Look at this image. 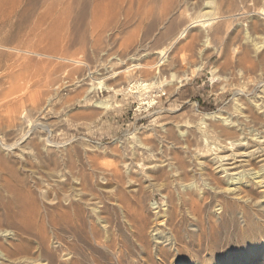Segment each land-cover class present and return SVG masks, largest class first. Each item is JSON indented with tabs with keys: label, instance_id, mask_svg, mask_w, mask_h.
<instances>
[{
	"label": "rangeland",
	"instance_id": "rangeland-1",
	"mask_svg": "<svg viewBox=\"0 0 264 264\" xmlns=\"http://www.w3.org/2000/svg\"><path fill=\"white\" fill-rule=\"evenodd\" d=\"M24 1L20 2L17 0H0V156H3L6 161V164L4 166H0V178L9 179L10 177V186L18 191L14 193L13 191L8 190L6 187L3 188L5 185V181L0 180V199L2 198V200H0V218L2 219L3 216L4 219L0 220V227L3 228L5 226L4 229H7V227L8 229L11 228V222L13 224L22 221L32 223V221L36 219V215L33 213L36 212L39 213V219L41 221V218H44L47 212L51 214V211H53L54 207H56L57 205L65 206L67 203L66 195L70 192H72L73 194L84 192L85 202H88L89 204V206L88 204H85V206L89 210L91 209V212L94 208L99 210V208H102L103 204H108V201H110L116 185L115 181L110 179V171L121 168V170L119 169V172L125 173V169L128 167V165L126 164L128 162L127 158L123 157V152L125 147L129 145L127 144L129 143L128 136H130L132 133L139 132L138 136L145 141L147 140V138L152 139L151 135H145L146 133H150V131L148 132V130H150L151 128H160L163 124L170 122L174 118L176 120H180L185 128L189 127L190 129H194L196 127L192 123V121L193 119L198 118L202 113L218 111L221 108L230 109V101L235 96H237V92H242V95L237 96L238 102H241L240 104H243V106H245L247 110H251L253 112H261L258 109L257 104L259 103V100L264 97V0H238L239 2L237 0H225V2L223 0H217V2L216 0H209L212 2L213 8L208 9L209 11H212V13L211 15H209L210 17L207 16V20H210L211 22L207 21L205 24L201 23L200 26L193 28H188V25L194 20V18H198L199 16L201 17L199 9H192L189 4L179 0H167V3L165 0H156L158 1L157 4L152 3H155V0H146V2L144 0H137V2L136 0H133V2L132 0H128L133 3L132 6L131 4H126L128 2L127 0H119V6L122 4V1H125V7L126 5L128 6V8H126V10L124 11L125 14L123 13V10L125 8L124 5H121L122 8L121 6L119 8L117 3V6L110 8H104L103 6L99 8L98 6V8H96L97 10L102 9L101 13L98 10V15L96 9L95 12L93 11L94 7L97 6L92 1H86L85 4H89L91 6V12L90 6L88 5L87 8L85 6L80 8L85 3L84 0H82V2H80V0H77L76 2L75 0H67V4L65 3V1H61L63 3L60 4L61 2H57V0H50L51 2L48 0L47 2H45L46 0H42V2L44 1L45 3L40 2L41 0L39 2L38 0ZM33 1H35L36 5ZM172 1L175 3H173ZM221 1H223L222 3L224 4H222ZM226 1H230L231 3H227ZM18 2H20L21 4H19ZM37 2L38 4H41L39 7ZM53 2L55 4H53ZM74 2L76 4H79V7H77ZM148 2L151 3L147 5L146 3ZM232 2H235L234 4H237L234 5L232 4ZM244 2L246 3L244 4ZM16 3L18 4V6ZM50 3L51 7L54 5L52 7V9L54 8L53 10L49 6ZM140 3L141 5H136ZM160 3H164L163 6ZM59 4L61 6H59ZM92 4H94L95 6ZM134 5L138 7L136 8ZM233 5L236 6V9L238 8L241 11H239L238 9H233L235 10V13L232 12V7H234ZM35 6L38 8H36ZM56 6L59 7L55 9ZM62 6L64 7V10ZM140 6H142V9L139 8ZM222 6H224L225 8H222ZM229 6H231V9ZM117 7L119 12L122 11V13L120 12L121 15L123 14L122 17L126 18V15L130 17L125 19L119 16V14L116 13L118 12V10H116V12L114 10L117 9ZM129 7L132 8L133 11ZM151 7H155V9L152 10L153 8ZM247 7L248 9H245ZM24 8L26 10L23 11ZM34 8H36L37 11H35L36 9ZM68 8H71V10H68ZM163 8H165V10ZM167 8H169V10H167ZM77 9L79 10V13L77 12ZM109 9L111 13L108 11ZM149 9L150 11L152 10L153 13L152 11L150 12ZM55 10H57V12ZM72 10L73 12H69ZM74 10H77L76 13L78 15L74 12ZM139 10L141 13L139 12ZM220 10L222 11L220 12ZM53 11L56 12L54 15H52L54 13ZM67 11L74 14H70L71 16H75L74 18L70 16L69 18H72L70 21L69 18H67V16H69V13H67ZM131 11L134 14L131 15ZM230 11L232 12V14ZM38 12L41 13V15L43 14V17L39 16L40 14ZM43 12L47 13L48 18L44 16L45 14ZM60 12H64L65 16L67 15L66 21H68L69 23L64 21V15H62L63 17L59 16L61 14H64ZM126 12H130V14L128 15L126 14ZM240 12H242V14ZM49 13L51 15H49ZM91 13L95 14L93 15ZM138 13H140L141 16ZM143 13H146L145 16ZM80 14L90 16V18H88L89 16H87L85 17V20H83L87 22V24H85L84 22H82L81 24L80 21H82L81 19H84V16H81ZM110 14L114 15L116 18H120L116 19L118 22L112 20V22L115 21L117 25L115 23L112 24V22L108 21L110 18L114 17H107ZM224 14H226V16H224ZM233 14L236 15L234 16ZM36 16H38L39 18ZM100 16H102V18H100ZM221 16L223 17L220 18ZM232 16L235 18L232 19ZM228 17H230L231 21ZM43 18L46 21L43 20ZM59 18L64 19L61 20ZM86 18L89 20H87ZM93 18L95 19V21L93 20ZM54 19L58 22L60 20L61 23L59 22V24H57L58 22H56ZM48 20L49 23H47ZM53 20L56 23H54ZM202 20H204V18H202ZM71 21L73 23L71 25L72 27L69 26ZM75 21L76 23H74ZM89 21L91 22V24ZM106 22H108L109 24ZM172 22L174 24V29L173 31H169L168 33V30L165 27ZM44 23L46 25L49 24V29L46 25L42 26V24ZM62 23L67 24V26L71 28L69 29L66 26L67 30L69 29L68 31L66 30V27L64 29H61ZM155 23L161 25L158 26ZM55 24L61 27L59 28L57 27V25L55 26ZM139 24L141 25L139 26ZM151 24L156 25V29L154 30V32L149 30ZM86 26L87 28H92H88V32H86L87 30H85V32L88 34H83L82 32L84 31L82 30H84ZM157 26L158 28L164 26V29L157 30ZM104 27L107 28L106 30L104 29L105 32H102V28ZM112 27H114L115 29ZM145 27H147L146 30L150 31H147L148 34L146 33ZM50 28L53 30V33ZM62 30L64 33L67 32L66 35L74 31L73 36L72 33L67 36L62 33V35L66 37L69 36L68 39L71 41L66 40L67 38L62 35L60 36ZM163 31L166 32L162 33ZM55 33L58 37L54 36ZM97 35H99L100 38L99 36L97 37ZM32 37L33 39L31 40ZM77 37H80V40ZM62 38L66 40L68 46L67 44L66 46H63L65 45V43L62 42ZM70 38L74 39V41L75 38L76 41L78 40L77 42H75L76 46L72 47L75 43ZM86 38L88 39L86 40ZM207 38L208 40H206ZM95 40L96 45L93 43ZM19 41L22 42L23 45L20 44ZM85 41H90V44L89 42L84 43L87 47L83 44V42ZM229 41L231 43H229ZM57 42L59 43V45L57 44ZM144 43L145 46L142 47ZM79 44L84 46L85 48H82ZM27 45H29V49L27 48ZM77 45L80 47H78ZM240 45L243 46L241 47L243 51L240 49ZM227 46L230 48L229 50L231 52L229 50V52H227ZM67 47H69L70 49ZM141 47L142 49H140ZM244 48L247 49V52L244 50ZM67 49L69 50L67 51ZM232 49L234 51H232ZM37 50L40 52H38ZM136 51L141 53L140 56L138 53L136 57H139L142 60V62L141 60L139 62L140 64L142 63V66H137L138 64L135 65L134 62H131V59L132 57H134V53ZM243 52L245 54H241ZM201 53L204 54L202 55L203 57L201 56ZM62 55L66 56V58L70 56V58H72L73 60L71 61L69 57L68 59H66ZM241 55H244V57H241ZM239 57L240 60L238 59ZM242 58H245L247 61H245V59L241 61ZM58 60L61 63H59ZM29 61L32 64H29ZM67 61L68 63H66ZM17 63L19 64V68H17ZM131 63H133V65L136 67H134ZM146 63H148L147 66ZM60 64L63 66L61 67ZM130 67L133 70L134 68H136V73L133 70L130 71ZM196 67H200V70H198ZM113 68L119 73L120 76L118 75L119 77L115 79H106L103 83H100L98 80L105 78V76H101V74L105 71L103 69L109 70ZM141 68H146V71ZM138 70L141 72H138ZM147 70H152V72L154 73H152L151 71H148V73ZM121 73L122 75L124 74V77L121 76ZM36 74L37 76H35ZM172 74H175L174 77ZM20 75H23V77H21ZM152 76H155V78H153ZM29 77H32L34 81L32 82L31 78ZM34 77L37 78V82H35L36 79ZM29 79L31 81H28ZM43 80L45 82H42ZM169 80L172 81L168 82ZM142 81H149V86H146L142 89L140 88L138 93H134L133 91L137 89L135 88L137 86L136 84H139V82ZM23 83H25V85ZM27 83L30 84L27 85ZM34 83H38L37 87L35 88L34 86H36V84ZM43 83L45 84L42 85ZM14 85L19 86L16 88ZM30 85H34L31 88H34V92H32V90L28 87ZM107 85L111 86V90L107 88ZM13 87H15L16 89H14ZM23 87L25 93L22 89L23 91H20L18 95L19 90H21V88ZM154 88L157 89L155 90ZM12 89L15 91L18 90V92L12 91ZM27 89L30 90L28 91ZM129 89H131V91H129ZM38 90L41 92L35 95V93H38ZM142 91L143 94H145L142 95L144 97L139 96ZM9 92L11 95L13 94L14 97L12 96L10 99L6 100L5 97ZM14 93L17 96L14 95ZM25 96H30V99H25ZM31 96L33 98H31ZM42 98L43 101L41 100ZM141 98H146V100L154 99L155 101L153 105L149 106L148 103L142 102ZM11 99L16 100L15 105H11V103H9ZM27 100L29 103L27 102ZM103 100L112 103L111 106L106 108L98 107V102ZM42 102H44V105L39 104ZM22 103H24V106L22 105ZM195 104L197 105L195 106ZM7 107L10 111L8 109L5 110V108ZM36 109L39 110L37 111ZM6 112L8 113L9 117ZM10 114L12 117L10 116ZM8 118L9 120L11 118L13 120L11 119L12 121H9ZM10 122H12L13 124ZM24 125L26 128L24 127ZM21 128L22 131H20ZM137 129L139 131H137ZM246 129V133H249L248 137L250 138L251 130L249 128ZM18 131L19 133L17 134L16 132ZM14 132L15 134H12ZM33 132L34 135H31V133L33 134ZM251 139H253V137ZM255 139L256 137H254V140ZM258 139L257 141H260ZM253 143H255V141H253ZM253 143L251 144L252 146L250 145L251 149H253V146L256 144ZM7 144L8 146L13 145L14 148L9 149V151ZM114 149L117 151V153ZM203 154L211 158L215 156L212 151L208 150V148H205ZM124 162L126 164H124ZM240 164L241 163L239 162L238 165ZM109 165H112V168ZM71 170L74 175H72L73 173L71 174ZM104 170L107 172L104 173ZM217 170L218 169H216L215 171L217 172ZM241 170L242 168H237L236 170H231L229 173L234 171L238 172ZM105 174L106 177L104 176ZM218 175L222 176V178L225 180H227L228 178L226 173L224 174L220 172L218 173ZM70 176L71 178L73 176L75 177H73L72 180ZM79 176L80 178H78ZM21 179L23 180L21 181ZM19 182L21 184H24L20 185ZM78 182H81L80 185ZM143 184L148 188H146V207H149V209L151 208L150 211L154 212V207L159 204L163 205L164 195H162L161 192L153 191L155 194L157 192L156 197L154 198L149 196V194L152 193L154 182L149 180L144 181ZM21 188L22 190H24L20 191ZM130 188L131 187H128L127 190ZM5 189L7 190L5 191ZM86 194H88V196H86ZM12 197L14 198V200ZM15 197H21L23 201L18 204L15 202ZM3 199L4 203H2ZM5 200L8 202H6ZM22 205L23 207H25H21ZM1 206H3L4 208L1 209ZM36 207L42 210L35 212V210H37ZM22 208L23 211H21ZM3 209H6V212ZM15 210H19L18 215ZM4 213H6L7 215H5ZM257 213L258 216L261 215L260 217H258L260 218L258 219L259 221L255 217L254 220H251V222H249L250 220L246 219L247 223L243 218H241L240 215L232 217L231 214H225L223 221L218 223L210 231L207 239L205 238V240L200 243L196 238L194 242L196 244V248L193 253L194 255H192L191 257H186L184 259L185 264H189L193 259L195 261H198L197 264H238V262H241L239 257L241 255H246L251 247H261V245L264 244V212L261 210H257ZM23 214L26 216H24ZM11 216L12 218H10ZM112 219L113 221L116 220L115 223L113 222V228H115L114 236L118 239L120 237V239L123 240V244L121 243V245L124 251L121 262H118L113 255L103 251L102 249H97L92 244V242L91 246L90 240L85 239L80 243L84 251V264H92L90 263V261H93L92 259H97L96 262L98 264H174L172 258L169 257L166 252H164L163 248L162 250L154 246L153 240L150 237L149 233L145 234L142 247L139 245L137 239H135V236H133V238L131 235H129L128 228H126L122 224V222H119L120 219H116L114 216L112 217ZM126 230L128 231V233L126 232ZM34 232H36V230H33V233ZM120 234L123 235L120 236ZM62 235L63 234L61 233V236ZM1 239L5 240V238ZM88 240L89 242H87ZM141 247L143 251L141 250ZM53 249L56 251V253L58 252L57 254L62 252L60 244H54ZM261 249L262 250H260L256 255V259L254 258L253 260H249L245 257L244 264H264V249L263 247H261ZM108 254L110 255V258L107 257L109 256ZM158 254L163 259L162 261L158 259ZM125 257L126 259H124Z\"/></svg>",
	"mask_w": 264,
	"mask_h": 264
},
{
	"label": "bare ground",
	"instance_id": "bare-ground-1",
	"mask_svg": "<svg viewBox=\"0 0 264 264\" xmlns=\"http://www.w3.org/2000/svg\"><path fill=\"white\" fill-rule=\"evenodd\" d=\"M20 2H23L24 0H17ZM28 1V0H27ZM32 1V0H31ZM30 1V2H31ZM40 0H38L39 2ZM50 1V0H48ZM53 1V0H51ZM50 1V2H51ZM58 1H66L67 0H57ZM71 1V0H70ZM69 1V3H70ZM73 1V0H72ZM77 0H75L76 2ZM85 3L83 4L82 7H86L87 5L90 6L89 4H86V1L90 2L92 1L97 7H94V12L95 9L103 6L104 8H110V7H114L117 6V3L120 1L119 0H84ZM128 1V0H127ZM143 1V0H142ZM146 2V0H144ZM150 1V0H148ZM152 1V0H151ZM156 1V0H155ZM167 3V0H165ZM179 1H184L187 4H189V6H191L192 9H199V13H201V17L199 18H194V20L188 25V28H193V27H198L201 25V23L205 24L207 21V16L210 17L209 15H211L212 11H209L208 9L213 8L212 7V2L211 1H205V0H179ZM214 1V0H213ZM225 2V0H223ZM221 1V3L223 2ZM234 1V0H232ZM238 1V0H237ZM236 1V2H237ZM245 1V0H243ZM15 2V1H14ZM20 2H18L19 4H21ZM35 4V1H33ZM37 2V4H38ZM42 2V0L40 1ZM47 2V0L45 1ZM44 1L42 3H45ZM56 2V4H57ZM63 2H61L60 4H62ZM68 2V1H67ZM74 2V3H75ZM79 2V1H78ZM77 2V3H78ZM80 2H82V0H80ZM79 2V4H80ZM91 2V3H92ZM125 1H122V6L124 5ZM128 1L126 4L131 6L133 5V0ZM137 2V0H136ZM144 2V3H145ZM158 1H156L155 3L152 2L153 4H157ZM160 2V1H159ZM162 2V1H161ZM173 2V1H172ZM217 2V0H216ZM215 2V3H216ZM227 2V1H226ZM230 2V1H228ZM227 2V3H228ZM239 2V1H238ZM237 2V3H238ZM25 3V1H24ZM27 3V2H26ZM73 3V5H74ZM118 3V6H119ZM151 3V2H150ZM149 2L146 3L147 5L150 4ZM175 3V2H173ZM172 3V4H173ZM231 3V2H230ZM235 3V2H234ZM232 2V4H234ZM236 3V4H237ZM246 2H244L245 4ZM17 4V3H16ZM49 4V3H46ZM53 4H55L53 2ZM59 4V6H61ZM67 4V3H66ZM72 4V2H71ZM76 4V3H75ZM76 4L77 7H79ZM145 4V5H146ZM162 6L163 4L160 3ZM169 4V3H168ZM167 4V5H168ZM224 4V3H222ZM234 4V5H236ZM28 5V4H27ZM32 5V4H31ZM36 5V4H35ZM41 4H38V7ZM65 5V4H64ZM63 5V6H64ZM81 5V4H80ZM120 5V6H121ZM136 5H141L140 4H136ZM136 5H134L136 7ZM152 5V4H151ZM171 5V3H170ZM174 5V4H173ZM172 5V6H173ZM220 5V3H219ZM231 5V4H230ZM233 5V6H234ZM18 6V4H17ZM21 6V5H20ZM30 6V5H29ZM44 6V5H43ZM42 6V7H43ZM50 8L51 7V3H50ZM59 6H56L55 9H57ZM62 6V7H63ZM119 6V8H120ZM121 6V8H122ZM154 6V5H153ZM156 6V5H155ZM171 6V7H172ZM183 6V5H182ZM188 6V5H187ZM227 6V5H224ZM222 6V8L224 7ZM232 6V5H231ZM231 6L230 9H231ZM240 6V5H239ZM22 7V6H21ZM36 7V6H35ZM36 7V8H38ZM68 7V6H66ZM65 7V8H66ZM71 7V6H70ZM125 7V5H124ZM138 7V6H137ZM136 7V8H137ZM142 6H140L139 8H141ZM161 7V6H160ZM170 7V6H167ZM236 6L232 7V12H234L236 9ZM34 8V9H36ZM45 8V7H44ZM43 8V9H44ZM73 8V7H72ZM126 8H128V6L126 5V7L123 10H126ZM130 8V7H129ZM135 8V9H136ZM146 8V7H145ZM144 8V9H145ZM153 8L152 10L155 9V7H151ZM221 8V7H220ZM225 8V7H224ZM240 8V7H239ZM31 9V8H30ZM42 9V8H41ZM54 9V8H53ZM52 9V10H53ZM74 9V8H73ZM93 9V8H92ZM132 9V8H130ZM142 9V8H141ZM165 10V8H163ZM238 9V8H237ZM236 9V10H237ZM245 9H248L245 8ZM21 10V8H20ZM26 10L25 8L23 9V11ZM49 10V7H48ZM62 10V9H61ZM64 10V7H63ZM68 10H71V8H68ZM78 10V9H77ZM77 10H74V12L76 13ZM88 10V9H87ZM97 10V9H96ZM101 13V10L98 9ZM97 15H98V12ZM115 12L117 9H114ZM121 10V9H120ZM129 10V9H128ZM127 10V11H128ZM151 10V11H152ZM167 10H169V8H167ZM223 10V9H222ZM220 10V12L222 11ZM239 10V9H238ZM250 10V8H249ZM22 11V12H23ZM37 11V9L35 10ZM41 11V10H39ZM47 11V8H46ZM45 11V12H46ZM51 11V10H50ZM57 12V10H55ZM59 11V10H58ZM66 11V10H65ZM64 11V12H65ZM84 11V10H83ZM89 11V10H88ZM110 13V9L108 10ZM130 11V10H129ZM133 11V9H132ZM131 11V15L134 14ZM135 11V10H134ZM146 11V10H145ZM144 11V12H145ZM148 11V10H147ZM150 11V9H149ZM148 11V12H149ZM150 11V12H151ZM225 11V10H224ZM241 11V10H239ZM52 12V11H51ZM50 12V13H51ZM54 12V11H53ZM56 12H54L52 15H54ZM64 12H60V13H64ZM69 12H73L69 11ZM67 11V13H69ZM79 13V10L77 11ZM90 12H91V6H90ZM89 12V14H90ZM104 12V9H103ZM102 12V13H103ZM122 13V11H120ZM119 10L118 13L119 16L122 17V15L120 14ZM140 12V10H139ZM147 12V13H148ZM149 12V13H150ZM215 12V11H213ZM231 12V11H230ZM231 12V14H232ZM245 12V11H244ZM247 12V11H246ZM21 13V12H20ZM39 13V12H38ZM44 13V12H43ZM49 13V15H51ZM59 13V14H60ZM66 13V12H65ZM64 14H61L59 16L64 15L65 19L64 21L69 23L68 21H66V16ZM84 13V12H83ZM87 13V12H86ZM115 13V16H116ZM141 13V12H140ZM138 13L140 16L141 14ZM153 13V11H152ZM218 13V12H217ZM225 13V12H224ZM227 13V12H226ZM235 13V12H234ZM237 13V12H236ZM242 14V12H240ZM39 16H42L41 13H39ZM45 17H47V13H44ZM73 13H69V16H67V18H69ZM77 14V13H76ZM75 14V15H76ZM93 14V13H91ZM95 14V13H94ZM93 14V15H94ZM104 14V13H103ZM109 14V13H108ZM114 14V13H112ZM108 15L107 17H113L114 15ZM117 14V16H118ZM125 14V13H124ZM126 14H130V12H126ZM144 14V13H143ZM146 14V13H145ZM144 14V16H145ZM23 15V14H22ZM74 15V14H73ZM73 15L71 16L72 18ZM78 15V14H77ZM81 15V14H80ZM83 15V14H82ZM81 15V16H82ZM101 15V14H100ZM112 15V16H111ZM149 15V14H148ZM152 15V14H151ZM192 15V14H191ZM213 15V14H212ZM234 15V14H233ZM236 15V14H235ZM234 15V16H235ZM80 16V17H81ZM84 19H81V22H84L85 24H87V22L83 21L85 20V17L89 16V15H83ZM106 16V15H105ZM114 16V17H115ZM224 16H226V14H224ZM239 16V15H238ZM38 17V16H36ZM43 17V16H42ZM41 17V18H42ZM44 17V18H45ZM63 17V16H62ZM92 17V16H91ZM94 17V16H93ZM97 17V16H96ZM106 17V18H107ZM113 17V18H114ZM130 16L126 15V18H128ZM137 17V16H136ZM147 17V16H146ZM151 17V16H149ZM148 17V18H149ZM214 17V16H213ZM223 16H221L220 18H222ZM231 17V16H230ZM230 17H228L230 19ZM39 18V17H38ZM40 18V19H41ZM43 18V20H45ZM48 18V17H47ZM69 18V21L72 19ZM83 18V17H82ZM90 18V16L88 17ZM100 18H102V16H100ZM110 18L108 21L112 22V20L117 21L116 19H120V18ZM125 18V17H122ZM125 18V19H126ZM135 18V17H134ZM202 18H204V20H202ZM225 18V17H224ZM235 17L232 16V19H234ZM39 19V21H40ZM61 19V18H59ZM61 19V20H63ZM77 19V18H76ZM87 19V18H86ZM192 19V18H191ZM218 19V18H217ZM227 19V18H226ZM238 19V18H236ZM42 20V21H43ZM50 20V18H49ZM49 20L47 23H49ZM52 20V19H51ZM55 20V19H54ZM53 20V21H54ZM89 20V19H87ZM93 20L95 21V19L93 18ZM97 20V19H96ZM100 20V19H99ZM128 20V19H127ZM219 20V19H218ZM221 20V19H220ZM13 21V20H12ZM20 21V20H19ZM35 21V19H34ZM41 21V23H42ZM46 21V20H45ZM56 21V20H55ZM58 22V21H56ZM93 21V22H94ZM101 21V20H100ZM107 21V20H106ZM112 22L115 23L117 25L116 22ZM140 21V20H139ZM142 21V20H141ZM224 21V20H222ZM231 21V19H230ZM237 21V20H235ZM60 22V20H59ZM59 22L57 24H59ZM90 22V21H89ZM102 22V21H101ZM118 22V21H117ZM128 22V21H127ZM211 22V21H210ZM220 22V21H219ZM233 22V21H232ZM21 23V22H19ZM37 23V22H36ZM46 23V22H45ZM42 24V26L46 25V24ZM52 23V22H51ZM61 23V22H60ZM76 23V21L74 22ZM83 23V24H84ZM108 23V22H106ZM105 23V24H106ZM130 23V22H129ZM142 23V22H140ZM157 23V22H156ZM155 23V24H156ZM166 23V22H165ZM231 23V22H230ZM55 24V26L57 25ZM73 23L71 21L70 25L71 26ZM91 24V22H90ZM96 24V22H95ZM109 24V23H108ZM151 24L149 27L150 31H153L156 29V25L160 26L159 24ZM219 24V23H218ZM22 25V24H21ZM65 25V26H64ZM98 25V23H97ZM107 25V24H106ZM141 24H139L140 26ZM47 28L49 29V24L46 25ZM51 26V24H50ZM54 26V27H55ZM64 26V27H63ZM67 26V24L62 23V27L61 29H64ZM89 26V24H88ZM96 26V25H95ZM101 26V24H100ZM110 26V25H109ZM108 26V27H109ZM113 26V25H112ZM138 26V25H137ZM143 26V25H142ZM157 26V28H158ZM223 26V25H222ZM231 26V25H229ZM31 27V26H30ZM53 27V26H52ZM57 27H59L57 25ZM59 27V28H60ZM68 27V26H67ZM66 27V30H67ZM72 27V26H71ZM71 27H68L69 29ZM115 27V26H114ZM112 27V28H114ZM29 28V26H28ZM35 28V27H34ZM33 28V29H34ZM75 28V27H74ZM84 28V27H83ZM87 28V26H86ZM84 28V32H82L83 34H85L86 32H88V28H92V27H88L87 29ZM99 28V26H98ZM97 28V29H98ZM107 28V27H106ZM106 28H102V32L106 30ZM118 28V27H117ZM138 28V27H137ZM147 27H145L146 30ZM165 28H167L168 33L169 31H173L174 29V24L173 22L170 24H168V26H166ZM187 28V29H188ZM51 29V28H50ZM58 29V28H56ZM68 29V30H69ZM78 29V28H77ZM105 29V30H104ZM109 29V28H108ZM111 29V28H110ZM115 29V28H114ZM136 29V28H134ZM161 30L164 29V26L158 28L157 30ZM218 29V28H217ZM23 30V27H22ZM32 30V29H31ZM30 30V31H31ZM46 30V28H45ZM52 30V29H51ZM60 30V29H59ZM67 30V31H68ZM74 30V29H73ZM81 30V29H80ZM85 30H87L85 32ZM10 31V30H9ZM21 31V30H20ZM42 31V30H41ZM44 31V30H43ZM48 31V30H47ZM65 31V30H64ZM72 31V30H71ZM91 31V29H90ZM93 31V30H92ZM146 30V33L148 34V31ZM26 32V31H25ZM29 32V31H28ZM27 32V33H28ZM32 32V31H31ZM30 32V33H31ZM49 32V31H48ZM57 32V30H56ZM60 32V31H59ZM66 32V31H65ZM99 32V31H98ZM101 32V30H100ZM152 32V33H153ZM157 32V31H156ZM166 32V31H165ZM164 31L162 33H165ZM26 33V34H27ZM35 33V31H34ZM33 33V34H34ZM53 33V30H52ZM63 30L60 34V36L62 35ZM67 33V32H66ZM66 33H64V35H66ZM73 36V32L68 33L67 35L71 34ZM81 33V34H82ZM96 33V32H95ZM94 33V34H95ZM25 34V35H26ZM32 34V33H31ZM30 34V35H31ZM39 34V33H38ZM59 34V33H58ZM82 34V35H83ZM88 34V33H86ZM23 35V34H22ZM29 35V34H28ZM46 35V34H45ZM62 35V36H64ZM66 35V36H67ZM134 35V34H133ZM164 35V34H163ZM20 36V35H19ZM18 36V37H19ZM24 36V35H23ZM32 36V35H31ZM52 36V35H51ZM55 37H58L55 33L54 35ZM59 36V37H60ZM64 36V37H66ZM78 36V35H75ZM86 36V35H85ZM99 35H97L98 37ZM34 37V36H33ZM33 37L31 38V40L33 39ZM43 37V36H42ZM63 37V38H64ZM69 37V36H68ZM68 37H66L68 41H71L68 39ZM71 37V36H70ZM102 37V36H101ZM205 37V36H204ZM250 37V35H249ZM20 38V37H19ZM18 38V39H19ZM39 38V37H38ZM61 38V37H60ZM62 38V39H63ZM74 38V37H73ZM78 39L80 37H77ZM94 38V37H93ZM100 38V36H99ZM26 39V38H24ZM52 39V38H51ZM58 39V38H57ZM72 39V38H70ZM88 38H86L87 40ZM102 39V38H101ZM211 39V38H210ZM56 40V39H55ZM60 40V39H59ZM64 40V39H63ZM62 42L65 43L66 46V40H64ZM74 41V39H72ZM80 40V39H79ZM208 40V38L206 39ZM215 40V39H214ZM24 41V40H23ZM27 41V40H26ZM38 41V39H37ZM78 41V40H77ZM76 38H75V42ZM93 41V40H92ZM101 41V40H100ZM224 41V39H223ZM20 42V41H19ZM30 42V41H29ZM34 42V41H33ZM52 42V41H51ZM56 42V41H55ZM54 42V43H55ZM59 42V41H58ZM57 42V44L59 45V43ZM90 44V41H87ZM86 41L83 42L87 43ZM96 40L93 42L96 45ZM139 42V41H138ZM205 42V41H204ZM27 43V42H26ZM35 43V42H34ZM43 43V42H42ZM61 43V41H60ZM62 43V44H63ZM71 43V42H70ZM229 43H231L229 41ZM258 43V42H257ZM20 44H22V42H20ZM30 44V43H29ZM33 44V43H32ZM37 44V43H35ZM40 44V43H39ZM56 44V45H57ZM61 44V45H62ZM82 44V43H81ZM93 44V45H94ZM99 44V42H98ZM139 44V43H138ZM142 44V43H141ZM228 44V43H227ZM23 45V44H22ZM38 45V44H37ZM36 45V46H37ZM44 45V44H43ZM52 45V44H51ZM80 45V44H79ZM149 45V44H148ZM226 45V43H225ZM239 45V44H238ZM263 45V44H262ZM29 45H27L28 48ZM35 46V47H36ZM39 46V45H38ZM41 46V45H40ZM68 46V44H67ZM76 46V43L72 46L74 47ZM78 46V45H77ZM82 48L84 46H86V44H84V46L80 45ZM78 46V47H80ZM139 46V45H138ZM145 46L142 45V47ZM233 46V45H232ZM22 47V46H21ZM34 47V48H35ZM87 47V46H86ZM142 47L140 49H142ZM147 47V46H146ZM145 47V48H146ZM151 47V46H149ZM240 45V49H241ZM258 47V46H257ZM261 47V45H260ZM18 48V47H17ZM25 48V47H24ZM31 48V45H30ZM43 48V47H42ZM46 48V47H45ZM62 48V47H61ZM69 48V47H67ZM85 48V47H84ZM136 48V47H135ZM259 48V47H258ZM29 49V48H28ZM38 49V48H37ZM54 49V48H53ZM52 49V51H53ZM70 49V48H69ZM67 49V51L69 50ZM151 49V48H150ZM226 49V48H225ZM230 48L227 46V52H229ZM12 50V49H11ZM23 50V49H22ZM35 50V49H34ZM84 50V49H83ZM135 50V49H134ZM133 50V51H134ZM139 50V49H138ZM229 50V51H228ZM242 50V49H241ZM244 50L246 51L247 49L244 48ZM32 51V50H31ZM38 51V50H37ZM46 51V49H45ZM49 51V50H48ZM58 51V50H57ZM143 51V50H141ZM232 51H234L232 49ZM236 51V50H235ZM243 51V50H242ZM244 51V52H245ZM9 52V51H8ZM35 52V51H34ZM40 52V51H38ZM50 52V51H49ZM76 52V50H75ZM74 52V53H75ZM79 52V51H78ZM77 52V53H78ZM86 52V51H85ZM231 52V51H230ZM239 52V51H238ZM241 53V54H245V53ZM247 52V51H246ZM12 53V52H11ZM63 53V51H62ZM71 53V52H70ZM138 51H136L134 53V57H132V61L134 62L135 65L138 64L137 66H142V63L140 64V58L136 57L138 55ZM143 53V52H142ZM151 53V52H150ZM226 53V52H225ZM249 53V51H248ZM247 53V54H248ZM10 54V53H9ZM28 54V53H27ZM26 54V55H27ZM67 54V53H65ZM133 54V52H132ZM141 53H139L140 56ZM223 54V53H222ZM240 54V53H239ZM246 54V55H247ZM14 55V54H13ZM16 55V54H15ZM29 55V54H28ZM73 55V54H72ZM76 55V54H75ZM82 55V54H81ZM146 55V54H144ZM143 55V56H144ZM149 55V54H148ZM204 55L201 53V56ZM230 55V54H229ZM249 55V54H248ZM1 56V55H0ZM8 56V55H7ZM25 56V55H24ZM31 56V55H30ZM37 56V55H36ZM45 56V55H44ZM53 56V54H52ZM63 56V55H62ZM74 56V55H73ZM78 56V55H77ZM133 56V55H132ZM142 56V55H141ZM232 56V55H231ZM13 57V56H12ZM16 57V56H15ZM14 57V58H15ZM40 57V56H39ZM46 57V56H45ZM61 57V56H60ZM59 57V58H60ZM66 58V56H63ZM70 58V56H68ZM68 57L66 59H68ZM146 57V56H145ZM203 57V56H202ZM200 57V58H202ZM241 57H244V55H241ZM25 58V57H24ZM43 58V57H42ZM85 58V57H83ZM246 58V57H245ZM245 58H242L241 61H243ZM50 59V58H49ZM63 59V58H62ZM65 59V61H66ZM71 61L73 60L72 58H70ZM75 59V58H74ZM81 59V58H80ZM145 59V58H144ZM240 60V57L238 58ZM18 60V59H17ZM76 60V59H75ZM79 60V59H78ZM238 60V61H239ZM23 61V60H22ZM27 61V59H26ZM64 61V60H63ZM82 61V60H80ZM169 61V60H168ZM245 61H247L245 59ZM19 62V61H18ZM59 62V60H58ZM142 62V60H141ZM28 63V62H27ZM49 63V62H48ZM47 63V64H48ZM61 63V62H59ZM58 63V64H59ZM68 63V61L66 62ZM151 63V62H150ZM149 63V65H150ZM161 63V62H160ZM230 63V62H228ZM239 63V62H238ZM11 64V63H10ZM9 64V65H10ZM29 64L30 63L29 61ZM133 65V63H131ZM152 64V63H151ZM226 64V63H225ZM19 68V64L17 63ZM21 65V63H20ZM23 65V64H22ZM28 65V64H27ZM34 65V64H33ZM61 65V64H60ZM128 65V64H127ZM145 65V64H143ZM148 65V63H146V66ZM167 65V64H166ZM199 65V63H198ZM26 66V64H25ZM30 66V65H29ZM28 66V67H29ZM47 66V65H46ZM63 65H61L62 67ZM65 66V65H64ZM130 66V65H129ZM134 66V65H133ZM10 67V66H9ZM67 67V66H66ZM136 67V66H134ZM15 68V67H13ZM32 68V67H31ZM34 68V67H33ZM46 68V67H44ZM51 68V67H50ZM107 68V67H106ZM110 68V67H108ZM112 68V67H111ZM131 68V67H130ZM138 68V67H137ZM147 68V67H146ZM146 68H141L143 70H145ZM149 68H153V67H149ZM148 68V69H149ZM198 70H200V67H196ZM114 69V68H113ZM103 69L105 70L103 73L101 71V76L103 75V77L105 76V78H102L100 80H98L100 83H103L106 79H115L117 77H119V73L114 69ZM131 68L130 71H134ZM139 69V68H138ZM140 69V70H141ZM13 70V69H12ZM23 70V69H22ZM27 70V68H26ZM48 70V68H47ZM197 70V71H198ZM10 71V70H9ZM52 71V70H51ZM129 71V69H128ZM137 71V70H136ZM146 71V70H145ZM151 71L152 70H147ZM24 72V71H23ZM127 72V70H126ZM125 72V73H126ZM138 72H141L138 70ZM143 72V71H142ZM150 72V73H151ZM14 73V72H13ZM25 73V72H24ZM37 73V72H35ZM44 73V72H43ZM49 73V72H48ZM51 73V72H50ZM124 73V72H123ZM130 73V72H128ZM136 73V72H135ZM149 73V72H148ZM154 73V72H152ZM151 73V74H152ZM175 73V72H173ZM19 74V73H18ZM34 74V72H33ZM31 74V75H33ZM100 74V73H99ZM127 74V73H126ZM30 75V74H29ZM28 75V76H29ZM46 75V74H45ZM119 75V76H118ZM124 75V74H123ZM121 73V76H123ZM134 75V74H132ZM173 77L175 74H172ZM15 76V75H14ZM21 76V75H20ZM27 76V75H25ZM37 76V74L35 75ZM39 76H43V75H39ZM49 76V75H48ZM23 77V75L21 76ZM47 77V76H46ZM100 77V76H99ZM124 77V76H123ZM122 77V78H123ZM129 77V76H128ZM131 77V76H130ZM153 77V76H152ZM169 77V76H168ZM28 78V77H27ZM31 78L32 82L34 81ZM35 78V77H34ZM44 78V77H42ZM98 78V77H97ZM155 78V76L153 77ZM171 78V77H170ZM19 79V78H18ZM35 82H37V78H35ZM47 79V78H45ZM44 79V80H45ZM150 79V77H149ZM22 80V79H21ZM26 80V79H25ZM30 79L28 81H31ZM42 80V79H41ZM42 82H45V81ZM155 80V79H154ZM173 80V79H172ZM169 80L168 82L172 81ZM179 80V78H178ZM12 81V80H11ZM10 81V83H11ZM16 81V80H15ZM14 81V82H15ZM27 81V82H28ZM151 81V80H150ZM149 81H142L139 82V84H136L137 86L135 88H137L136 90H134V93H138L140 88H144L146 86H149ZM162 82V81H160ZM26 83V82H25ZM25 83H23L25 85ZM31 83V82H30ZM30 83H27L30 84ZM41 83V81H40ZM154 83V82H153ZM16 84V83H14ZM19 84V83H18ZM21 84V83H20ZM36 84V83H34ZM45 83H43L42 85H44ZM105 84V83H104ZM12 85V84H11ZM23 85V86H24ZM38 83L36 84L35 87H37ZM41 85V84H40ZM156 85V84H155ZM15 86V85H14ZM19 85L15 86L16 88ZM31 86V85H30ZM28 86L30 89L33 86ZM108 86V85H107ZM11 87V86H10ZM15 87H13L14 89H16ZM111 86H108L107 88H109V90H111L110 88ZM133 87V86H132ZM152 87V86H151ZM150 87V88H151ZM8 88V87H7ZM12 88V87H11ZM34 88L31 89L32 92H34ZM153 88V87H152ZM24 87L21 88V90H13L15 92H18V95L20 93V91H23ZM29 89V90H30ZM40 89V88H39ZM148 89V88H147ZM155 89V88H154ZM157 89V88H156ZM155 89V90H156ZM28 90V89H27ZM28 90V91H29ZM4 91V90H3ZM8 91V89H7ZM37 91V90H36ZM117 91V90H116ZM129 91H131V89H129ZM264 91V90H263ZM11 92V90H10ZM10 92L8 94H10ZM27 92V91H26ZM35 93L36 94H39ZM126 92V91H125ZM25 93V90H24ZM23 93V96H24ZM28 93V92H27ZM26 93V94H27ZM127 93V92H126ZM141 93V92H140ZM7 94V93H6ZM7 94V95H8ZM263 94V93H262ZM5 97V93H4V97L5 99H10L13 94L10 96L8 95V97ZM14 95H16L14 93ZM22 95V92H21ZM41 95V94H40ZM143 94L142 93L139 95L140 97ZM236 95H242V92H237ZM10 96V97H9ZM17 96V95H16ZM38 96V95H37ZM36 96V97H37ZM43 96V95H42ZM147 96V95H146ZM237 96H235L231 101H230V109L227 108H221L218 111H214V112H204L202 113L198 118L193 119L192 123L195 125V127L197 128H192L190 129L188 126V128H185L184 125L181 123L180 120H176L175 118L172 119L170 122H167L166 124H163L160 128H151L150 130H148V132L150 131V133H146L145 135H151L152 139H148L145 141L142 138H140L138 136V133H132L130 136H128L129 139V145H125V149H124V156L127 158V164L125 163L126 159L124 160V164L128 165V167L125 169V173H121L119 172V169L121 170V168L119 169H115L110 171L111 172V180H114L116 185H115V190L112 193V197L110 199V201H108V204H103L102 208L99 210L98 209H93L92 212L85 206V204H88V202H85V193L84 192H78L76 194H73L72 192L67 193V197H66V205L62 206V205H57L56 207H54V210L51 211L52 213H48L46 210V214L44 216V218H41V221L39 219V213L36 211H41L39 208H37V210H35L36 213H33L36 215V219L34 221H32V223L30 222H18V223H12L11 222V228L8 229H4V227H0V264H84V251L83 248L81 247L80 243L83 242V240H90V244L92 242V244L98 249H102L103 251L113 255L116 260L118 262H121L122 258H123V247L121 245V243L123 244V240L117 238L114 236V230L115 228H113V222L115 223V221H113L112 217L114 216L116 219H120V223L122 222V224L128 228L129 230V235H131L132 237L135 236L139 243L140 246L143 247V243H144V237L146 233H149L150 237L153 240V244L154 246H156L159 249H164V252H166L169 257L172 258V261L174 264H185V258L186 257H191L192 255H194V251L196 248V244L194 243L196 238L199 240L200 243H202L205 238L207 239L210 231L221 221H223V218L225 216V214H231L232 217H236L237 215H240L241 218H243L246 222V219L250 220L249 222H251V220H254V218L256 217L257 220L260 219L258 217V213L257 210H261L264 212V97L259 100L258 105V109L261 112H253L251 110H247V108L245 106H243V104H240L241 102H238V98ZM14 97V96H13ZM22 97V96H20ZM26 97V96H25ZM30 97V96H29ZM26 97L25 99L29 98ZM144 97V96H142ZM242 97V96H241ZM31 98H33L31 96ZM40 98V96H39ZM4 99V100H5ZM30 99V98H29ZM28 99V100H29ZM27 100V102H28ZM43 101V98L41 99ZM3 101V100H1ZM23 101V98H22ZM38 101V100H37ZM141 101L144 103H148V105H153L154 103V99H150V100H146V98H141ZM258 101V100H257ZM16 100L15 99H11L9 101V103H11V105H15ZM21 102V101H20ZM243 102V101H242ZM5 103V102H4ZM8 103V104H9ZM29 103V102H28ZM39 103L40 105L43 104ZM47 103V102H46ZM156 103V102H155ZM24 103H22L23 105ZM112 103L103 100L98 102V107L100 108H106L111 106ZM28 105V104H27ZM38 105V106H40ZM44 105V104H43ZM197 104H195L196 106ZM9 106V105H8ZM24 106V105H23ZM37 106V107H38ZM49 106V105H48ZM3 107V106H2ZM1 107V108H2ZM36 107V108H37ZM43 107V106H42ZM41 107V108H42ZM40 108V107H39ZM141 108V107H140ZM229 108V107H228ZM8 109L5 108V110ZM27 109V107H26ZM31 109V108H30ZM9 110V109H8ZM7 110V111H8ZM34 110V109H33ZM37 110V109H36ZM39 110V109H38ZM37 110V111H38ZM10 111V110H9ZM7 113V112H6ZM4 113V114H6ZM11 113V112H9ZM263 113V115H262ZM8 115V113H7ZM6 115V116H7ZM11 116V114H10ZM3 117V116H2ZM9 117V115H8ZM12 117V116H11ZM15 117V116H14ZM5 118V117H4ZM12 119V118H11ZM8 120L12 121V120ZM35 119V118H34ZM165 120V119H164ZM12 123V122H10ZM13 124V123H12ZM7 125V124H5ZM11 125V124H10ZM31 125V124H30ZM14 126V125H13ZM17 127V126H16ZM25 127V125H24ZM23 127V129H24ZM29 127V125H28ZM194 127V126H191ZM26 128V127H25ZM246 128H249L251 130V136L250 138L249 133H246ZM19 129V128H18ZM6 130V129H5ZM15 130V129H14ZM249 130V131H250ZM16 131V130H15ZM22 131V128L21 130ZM136 131V130H135ZM137 131H139L137 129ZM136 131V132H137ZM144 131V130H143ZM27 132V131H26ZM31 132V131H30ZM35 132V131H34ZM31 133V135H34ZM17 134L19 133L16 132ZM28 133V132H27ZM12 134H15L12 133ZM36 134V133H35ZM143 135V133H142ZM141 135V136H142ZM25 136V135H24ZM27 136V135H26ZM30 136V135H29ZM143 137V136H142ZM150 137V138H151ZM253 137V139H251ZM254 137H256V139L254 140ZM25 138V137H24ZM27 138V137H26ZM259 138V139H258ZM28 139V138H27ZM260 140V141H257ZM1 140V139H0ZM25 140V139H24ZM31 140V139H30ZM262 140V141H261ZM253 141H255V143H253ZM20 142V141H19ZM246 142V143H245ZM31 143V142H30ZM124 143V142H123ZM255 144L253 147V149H251L250 145L251 144ZM15 145V144H14ZM49 145V144H48ZM124 145V144H123ZM2 146V145H1ZM51 146V145H50ZM252 146V145H251ZM6 147V146H5ZM8 150L9 149H13L14 146L13 145H9L7 144ZM120 148V147H119ZM205 148H208V150L212 151V153L215 155L213 158L211 157H207L203 154V151L205 150ZM118 149V148H117ZM115 150V149H114ZM119 150V149H118ZM10 151V150H9ZM74 151V150H73ZM115 152L117 153V151L115 150ZM121 153V152H120ZM122 157V158H123ZM119 160V159H118ZM121 161V160H120ZM123 162V161H122ZM241 163L240 165H238V163ZM121 163V162H120ZM119 163V164H120ZM6 164L5 159L3 158V156H0V166H4ZM118 165V164H117ZM123 165V164H122ZM105 166V165H102ZM108 166V165H107ZM110 166V165H109ZM112 166V165H111ZM110 166V167H111ZM216 166V167H215ZM215 167V169H214ZM104 168V167H103ZM112 168V167H111ZM237 168H242L241 171L238 172H231L229 173L231 170H236ZM105 169V168H104ZM146 169V170H144ZM216 169L217 172L215 171ZM103 170V169H102ZM124 170V169H122ZM239 170V169H238ZM101 171V170H100ZM226 173L228 178L227 180L223 179L222 176H219L218 173ZM107 172L104 170V173ZM123 172V171H122ZM70 173V172H68ZM72 170H71V174H72ZM229 173V174H228ZM13 175V174H12ZM67 175V174H66ZM74 175V173L72 174ZM71 175V176H72ZM70 176V178H71ZM106 177V174L104 175ZM109 176V175H108ZM2 177V176H1ZM67 177V176H66ZM75 177V176H73ZM72 177V178H73ZM71 178V179H72ZM80 178V176L78 177ZM77 178V179H78ZM13 179V178H12ZM0 180L5 181V185L3 188H7L8 190L15 192L16 189H14L13 187L10 186V177L9 179L6 178H0ZM23 179H21L22 181ZM73 180V179H72ZM76 180V179H74ZM153 181V190L152 193L149 194V196L151 197H156L157 192H161L162 195H164V200H163V205H157L156 207H154L155 211H150L149 207H146V185L144 186L143 182L144 181ZM16 181V180H15ZM82 181V180H81ZM231 181V182H230ZM14 182V181H13ZM24 182V181H23ZM71 182V180H70ZM2 183V182H1ZM20 183V182H19ZM79 185L81 182H78ZM15 184V183H14ZM24 184V183H22ZM20 183V185H22ZM73 184V183H72ZM19 185V184H18ZM84 185V184H83ZM90 185V184H89ZM127 185V186H125ZM2 186V185H1ZM73 186V185H72ZM82 186V185H81ZM87 186V185H86ZM21 187V186H20ZM70 187V186H69ZM93 187V186H92ZM128 187H131L130 189L127 190ZM72 188V187H71ZM94 188V187H93ZM5 189V191L7 190ZM18 189V188H17ZM69 189V188H67ZM114 189V187H113ZM148 189V188H147ZM24 190V189H23ZM22 188L20 191H23ZM102 191V190H101ZM113 191V190H112ZM153 191H157L156 194ZM1 192V191H0ZM69 192V191H68ZM89 192V191H88ZM91 192V191H90ZM149 192V190H148ZM9 193V191H8ZM11 193V192H10ZM20 193V192H19ZM18 193V194H19ZM160 193V194H161ZM34 194V193H31ZM2 195V194H1ZM21 195V194H20ZM16 196V194H15ZM31 196V195H30ZM86 196H88V194H86ZM106 196V195H105ZM3 197V196H2ZM34 197V196H33ZM31 197V198H33ZM13 198V197H12ZM92 199V198H90ZM99 199V198H98ZM150 199V198H149ZM2 200V198L0 199ZM8 200V199H7ZM14 200V198H13ZM26 200V199H25ZM6 201V200H5ZM21 201H23V199H21V197H15V202L16 203H21ZM8 202V201H6ZM147 202V201H146ZM2 203H4V199L2 201ZM9 204V203H8ZM148 204V203H147ZM24 205V204H23ZM23 205L21 207H23ZM28 205V204H27ZM89 206V204H88ZM98 206V205H97ZM100 206V205H99ZM8 207V206H7ZM25 207V206H24ZM23 207V208H24ZM39 207V206H38ZM4 208L3 206H1V209ZM6 208V207H5ZM9 208V207H8ZM23 208L21 211H23ZM41 208V207H40ZM52 208V207H51ZM50 208V209H51ZM15 209V208H14ZM19 209V208H18ZM45 209V208H44ZM49 209V208H48ZM4 210V209H3ZM6 210V209H5ZM4 210V211H5ZM17 210V209H16ZM15 210V211H16ZM26 211V210H25ZM32 211V210H31ZM6 212V211H5ZM9 212V211H8ZM11 212V210H10ZM17 215H18V211ZM154 214H153V213ZM259 212V211H258ZM25 213V212H23ZM42 213V212H41ZM1 214V212H0ZM5 215H7L6 213H4ZM11 214V213H10ZM9 214V215H10ZM16 214V213H15ZM32 214V213H31ZM263 214V213H260ZM12 215V214H11ZM24 215V214H23ZM1 216V215H0ZM13 216V215H12ZM12 216L10 218H12ZM20 216V215H19ZM26 216V215H24ZM31 217V216H30ZM264 217V215H263ZM15 218V217H13ZM17 218V217H16ZM22 218V217H20ZM19 218V219H20ZM226 218V217H225ZM230 218V216H229ZM240 218V217H239ZM8 219V218H7ZM0 220H4L3 216L2 219L0 218ZM13 220V219H12ZM11 220V221H12ZM23 220V219H22ZM226 220V219H225ZM231 220V219H229ZM236 220V219H235ZM7 221V220H6ZM10 221V220H9ZM8 221V222H9ZM21 221V220H20ZM233 221V220H232ZM240 221V220H239ZM259 221V220H258ZM1 222V221H0ZM5 222V221H4ZM7 222V223H8ZM15 222V221H14ZM254 222V221H253ZM252 222V224H253ZM247 223V222H246ZM256 223V221H255ZM2 224V223H1ZM9 224V223H8ZM32 224V225H30ZM119 224V223H118ZM251 224V225H252ZM122 225V226H123ZM2 226V225H1ZM117 226V225H116ZM218 227V226H217ZM216 227V228H217ZM242 227V226H241ZM123 228V227H122ZM124 228V229H126ZM33 230H36V232L33 233ZM119 232V231H118ZM122 232V231H121ZM126 232L128 233V231L126 230ZM215 232V230H214ZM61 233L63 234L61 236ZM123 233V232H122ZM118 235V234H116ZM123 235V234H122ZM120 234V236H122ZM126 237V236H125ZM129 237V236H128ZM210 237V236H209ZM1 238H5L1 239ZM122 238V237H121ZM134 238V237H133ZM132 238V239H133ZM55 240V241H53ZM89 240L87 242H89ZM125 240V239H124ZM133 241V240H132ZM135 241V240H134ZM86 242V241H85ZM128 242V241H127ZM130 242V241H129ZM135 243V242H134ZM137 243V242H136ZM57 245L60 244L61 245V253L57 254L56 251L53 249V245ZM91 244V246H92ZM127 244V243H126ZM131 244V243H130ZM138 245V244H137ZM56 247V246H54ZM130 247V246H128ZM141 247V250L143 251ZM145 247V246H144ZM261 247H263L264 249V244L261 245ZM261 247H256L253 246L249 249V252L246 253V255L244 256H240L239 259L241 262H238V264H244L245 263V257L248 258L249 260H253L254 258L256 259V255L258 254V252L261 249ZM126 248V247H124ZM162 249V250H163ZM127 250V249H126ZM157 250V249H156ZM128 251V250H127ZM93 252V251H92ZM91 252V253H92ZM93 254V253H92ZM108 254V255H109ZM128 254V253H127ZM160 254V252H159ZM158 254V259L159 260H163L161 258V256H159ZM91 255V254H90ZM95 256V255H93ZM110 258V255L107 256ZM129 257V256H128ZM89 258V257H88ZM113 259V258H111ZM126 259V257L124 258ZM88 260V259H87ZM85 260V261H87ZM93 261H90V263L92 264H98L96 262L97 259H92ZM115 260V261H116ZM128 261V260H127ZM131 261V260H130ZM123 262V261H122ZM129 262V261H128ZM254 262V261H253ZM88 263V262H87ZM198 261H195L194 259L189 263V264H197ZM102 264V263H101ZM123 264V263H122ZM213 264H217V263H213Z\"/></svg>",
	"mask_w": 264,
	"mask_h": 264
}]
</instances>
